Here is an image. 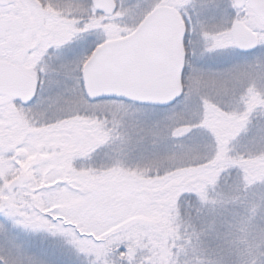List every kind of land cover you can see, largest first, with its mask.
Wrapping results in <instances>:
<instances>
[{
  "label": "snow or ice",
  "instance_id": "obj_1",
  "mask_svg": "<svg viewBox=\"0 0 264 264\" xmlns=\"http://www.w3.org/2000/svg\"><path fill=\"white\" fill-rule=\"evenodd\" d=\"M256 6L250 0L206 9L197 0H0V221L8 233H48L74 253L91 256L77 237L95 241L93 232L136 223L151 198L164 194L152 189L176 175L160 177L158 169L156 180L145 186L131 168L125 174L100 166L102 145L83 152L88 130L99 123L93 114L103 113L101 126L113 129L141 112L158 119L203 83L198 70L209 56L264 57V18ZM228 14L230 23L208 35L201 17ZM177 42L183 48L181 78L191 76V87L186 84L170 99L142 95L163 85L170 59L179 54ZM246 70L264 77V60ZM204 127L191 122L183 135ZM28 248L43 264H68L50 260L62 255L56 245L51 253Z\"/></svg>",
  "mask_w": 264,
  "mask_h": 264
},
{
  "label": "rangeland",
  "instance_id": "obj_2",
  "mask_svg": "<svg viewBox=\"0 0 264 264\" xmlns=\"http://www.w3.org/2000/svg\"><path fill=\"white\" fill-rule=\"evenodd\" d=\"M76 2L84 4L87 0ZM145 2L151 4L154 0ZM227 2L197 0L202 9ZM53 3L63 5L65 0H53ZM53 12L59 15L58 9ZM201 19L206 21L207 34L212 36L214 28L230 23L232 17L228 14ZM109 27L116 30L119 24ZM260 60L264 57H239L230 52L209 56L198 70L203 83L193 88L181 105L158 119L141 112L113 129L111 124L101 126L105 121L103 113L92 116L99 123L88 130L89 139L83 152L102 145L100 166L125 174L131 168L145 186L156 180L158 169L160 177L175 174L176 179L152 189L163 192L161 197L173 195L171 188L183 191L186 183L202 194L205 192L201 201L198 199L200 231L191 232L189 228L186 233L183 230L187 249L181 257L188 264H192L194 256L202 260L198 264H264V140L261 139L264 136V77L246 70L247 65ZM191 81V76L183 81L184 88L186 84L191 87ZM116 103L121 106L120 102ZM195 121L204 122L205 127L183 135ZM245 124L247 128L241 131ZM173 130H177L176 135ZM165 168L167 173L163 171ZM161 197L152 198L156 206L150 201L149 210L139 214L137 221H166L165 213L156 214ZM17 199L22 200V197ZM170 211L171 208L166 213ZM134 225L136 223L123 230L108 229L99 235L93 232L95 241L77 237L81 247L92 254L84 256L63 247L62 238H53L48 233L21 228L17 238L9 234L4 222L0 221V260H5L6 264H43L28 246L37 252L47 249L51 253L56 245L62 255L50 256L52 261L110 264L109 254H104L107 248L117 247L124 241L142 247L143 238ZM194 249L197 251L192 255Z\"/></svg>",
  "mask_w": 264,
  "mask_h": 264
},
{
  "label": "trees",
  "instance_id": "obj_3",
  "mask_svg": "<svg viewBox=\"0 0 264 264\" xmlns=\"http://www.w3.org/2000/svg\"><path fill=\"white\" fill-rule=\"evenodd\" d=\"M186 182L187 181L184 183ZM168 189L166 193H168ZM170 190H172L170 193H173V195L165 194L164 197L157 196L161 197V199H159L160 205L157 207L159 211H156V214H158V212L163 215L166 214L167 220L157 221V223L149 219L137 221L134 228L136 232H140V236L143 238L142 247L135 243L131 244L130 242L124 241L117 247L107 248L104 254H109L110 264H118L120 259L127 260L128 264H188L187 260L184 262L183 256L181 257V254H184L187 249L184 245L186 241L183 236V230H185L186 233H188L187 229L189 228L192 230L191 232L194 230L200 231L201 221L199 216L201 215V211L199 209L200 204L198 199L201 201V196L204 197L205 192L203 191L202 194L199 189H195L187 183L183 191L177 192L174 188ZM206 192L209 193L208 186ZM150 201L155 207V200ZM161 206L165 207L162 208ZM170 208V213H166V210ZM121 246H124L126 250L120 252L119 249ZM196 251L197 249H194L192 255H194ZM201 253L203 252H200V254ZM201 255H206V253ZM107 256L105 255L104 257ZM199 261H202L199 257L194 256L192 258V264H198L197 262Z\"/></svg>",
  "mask_w": 264,
  "mask_h": 264
},
{
  "label": "water",
  "instance_id": "obj_4",
  "mask_svg": "<svg viewBox=\"0 0 264 264\" xmlns=\"http://www.w3.org/2000/svg\"><path fill=\"white\" fill-rule=\"evenodd\" d=\"M105 3L110 2V0H104ZM239 2V0H236ZM250 2L255 3L257 6L255 8V13L258 17L264 18V0H250ZM171 12L179 19V13L176 9H171ZM179 30H183V22H180ZM253 35H256L253 33ZM246 38V37H245ZM254 42V41H253ZM247 46V45H246ZM178 51V55L174 52L172 58L170 59L168 66L166 68V74L163 85L152 91L151 93L142 94L150 96L154 99H170L172 96L178 94L183 89L182 78H181V65L183 63V48L178 42L174 46ZM105 89L96 87L95 91H103Z\"/></svg>",
  "mask_w": 264,
  "mask_h": 264
}]
</instances>
